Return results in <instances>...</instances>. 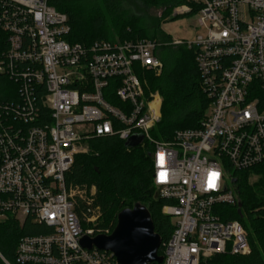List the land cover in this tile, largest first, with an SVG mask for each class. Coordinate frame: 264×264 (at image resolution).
I'll list each match as a JSON object with an SVG mask.
<instances>
[{"label":"built area","instance_id":"obj_1","mask_svg":"<svg viewBox=\"0 0 264 264\" xmlns=\"http://www.w3.org/2000/svg\"><path fill=\"white\" fill-rule=\"evenodd\" d=\"M49 1L0 0V29L8 37L0 74L19 95L0 101V222L30 218L50 228L22 237L16 262L119 264L112 252L81 243L111 234L98 225L96 186L67 183L76 155L106 135L127 141L143 134L153 145V183L174 226L162 264L248 253L246 228L221 219L215 206L237 204L235 173L264 161V0H186L172 16L198 7L202 31L193 39L90 45L67 39L69 18ZM170 44L194 49L209 106L197 127L159 140L152 130L162 118V98L148 91L146 74L163 72L160 49Z\"/></svg>","mask_w":264,"mask_h":264},{"label":"trees","instance_id":"obj_2","mask_svg":"<svg viewBox=\"0 0 264 264\" xmlns=\"http://www.w3.org/2000/svg\"><path fill=\"white\" fill-rule=\"evenodd\" d=\"M125 0H50L57 10L67 14L72 43L90 45L96 40L158 39L171 42L173 38L164 32L161 19L169 21L173 10L186 0H139L147 7L162 10V16L151 28L144 19L130 13ZM194 7L190 14L196 13ZM8 48L7 33L0 29V59ZM164 63L163 72L154 75L147 72L148 91L158 92L162 97V118L152 134L159 140H170L177 129L197 127L205 116L209 99L202 89L201 76L195 62V51L186 44L167 45L160 49ZM17 85L0 74V101L18 100ZM261 105L264 94L260 95ZM126 141L117 135L93 137L89 151L76 155L74 164L67 173V183L78 187L97 188L95 203L102 210L101 228L113 231L118 215L125 209L140 204L150 212L154 230L164 245L170 239L174 226L162 212L167 200L154 196L153 145L145 141L136 147H127ZM257 176L252 182L251 177ZM238 203L217 204L215 210L223 220H238L248 231L251 249L246 254L222 253L202 261L201 264H264V161L234 175ZM241 210V213L239 212ZM50 228L44 223H35L27 218L24 223L9 217L0 222V264H18L16 250L19 241L27 235L45 234Z\"/></svg>","mask_w":264,"mask_h":264},{"label":"water","instance_id":"obj_3","mask_svg":"<svg viewBox=\"0 0 264 264\" xmlns=\"http://www.w3.org/2000/svg\"><path fill=\"white\" fill-rule=\"evenodd\" d=\"M143 141L144 135L136 134L125 145L136 147ZM238 206L241 208L242 204L239 202ZM81 243L87 249L95 247L112 252L119 264H162L164 260L159 254L162 239L154 230L150 212L140 204L118 215L117 225L110 235L84 236Z\"/></svg>","mask_w":264,"mask_h":264},{"label":"rangeland","instance_id":"obj_4","mask_svg":"<svg viewBox=\"0 0 264 264\" xmlns=\"http://www.w3.org/2000/svg\"><path fill=\"white\" fill-rule=\"evenodd\" d=\"M126 9L134 14L138 15L144 19L145 23L149 28L153 27L157 22L159 17L162 16V10L157 7H147L143 5L139 0H125L123 1ZM169 16L161 19V27L165 33L169 34L173 39H193L195 35L201 33V29L197 28V15L196 13L180 15L174 20L169 21ZM147 78V76H146ZM148 80V79H147ZM149 83V81H148ZM161 97V95L159 94ZM162 98V97H161ZM257 176H252L251 181L254 182ZM229 185L233 187V183L228 181ZM154 196H157V191L155 189ZM102 217L98 223L100 225ZM111 231V229H110ZM114 231V230H113ZM111 231V233L113 232ZM251 249V246H250Z\"/></svg>","mask_w":264,"mask_h":264},{"label":"snow or ice","instance_id":"obj_5","mask_svg":"<svg viewBox=\"0 0 264 264\" xmlns=\"http://www.w3.org/2000/svg\"><path fill=\"white\" fill-rule=\"evenodd\" d=\"M214 176L216 175V174H213Z\"/></svg>","mask_w":264,"mask_h":264}]
</instances>
